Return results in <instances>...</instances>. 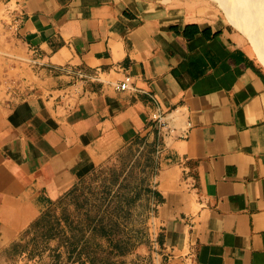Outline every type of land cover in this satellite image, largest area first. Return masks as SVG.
Segmentation results:
<instances>
[{"label":"crops","instance_id":"1","mask_svg":"<svg viewBox=\"0 0 264 264\" xmlns=\"http://www.w3.org/2000/svg\"><path fill=\"white\" fill-rule=\"evenodd\" d=\"M174 2L0 0V254L146 145L159 159L157 264H264V65L231 24ZM157 109L167 129L151 123Z\"/></svg>","mask_w":264,"mask_h":264},{"label":"rangeland","instance_id":"2","mask_svg":"<svg viewBox=\"0 0 264 264\" xmlns=\"http://www.w3.org/2000/svg\"><path fill=\"white\" fill-rule=\"evenodd\" d=\"M179 1L231 24L264 65V6L252 0L243 6L242 0ZM152 152L146 145L127 147L108 159L45 208L0 254V264H157L162 238L152 185L159 159Z\"/></svg>","mask_w":264,"mask_h":264},{"label":"built area","instance_id":"3","mask_svg":"<svg viewBox=\"0 0 264 264\" xmlns=\"http://www.w3.org/2000/svg\"><path fill=\"white\" fill-rule=\"evenodd\" d=\"M89 78L93 80L98 79V74L97 72H94L88 76ZM131 80V76L129 74H124L122 80H120L116 85L115 88L117 90H126L129 86ZM150 121L151 123L156 127V131H160V129L168 128V121L166 117V112L160 109L155 110L154 112L151 113L150 115Z\"/></svg>","mask_w":264,"mask_h":264},{"label":"trees","instance_id":"4","mask_svg":"<svg viewBox=\"0 0 264 264\" xmlns=\"http://www.w3.org/2000/svg\"><path fill=\"white\" fill-rule=\"evenodd\" d=\"M71 191H72V190H71ZM71 191H70V192H71ZM67 194H68V193H67ZM67 194H66V195H67ZM40 218H41V215H40V216H39V217H38V218H37V219H36V220H35V221H34L29 227H28V229L23 233L22 236H24V235L29 231V229H30L35 223H37V222L39 221ZM22 236H21V237H22ZM68 251H69V250H68ZM73 252H74V250H71V249H70V251H69L70 256L74 254Z\"/></svg>","mask_w":264,"mask_h":264},{"label":"bare ground","instance_id":"5","mask_svg":"<svg viewBox=\"0 0 264 264\" xmlns=\"http://www.w3.org/2000/svg\"><path fill=\"white\" fill-rule=\"evenodd\" d=\"M245 0H242V6ZM249 1V0H248ZM255 4L257 3L258 5L264 6V0H252ZM242 26V25H241Z\"/></svg>","mask_w":264,"mask_h":264}]
</instances>
